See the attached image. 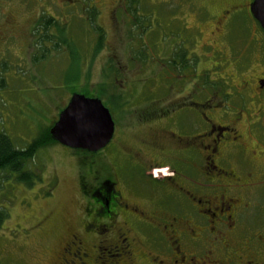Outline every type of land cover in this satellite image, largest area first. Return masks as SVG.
<instances>
[{"label": "rangeland", "instance_id": "obj_1", "mask_svg": "<svg viewBox=\"0 0 264 264\" xmlns=\"http://www.w3.org/2000/svg\"><path fill=\"white\" fill-rule=\"evenodd\" d=\"M130 2L0 0V132L16 148H26L41 131L50 129L72 94L94 97L106 62L112 61L119 72L114 75L119 100L106 102V96L102 100L114 122L113 139L103 151L89 154L52 144L29 162L31 187L13 176L1 185L0 200L5 201L8 216L0 225V264H57L70 233L83 232L86 210L80 189L91 181L92 173L113 175L125 167L128 153L148 157V146L159 149L157 160L174 162L180 155L174 156L176 147L164 131L185 129L189 140L191 128L196 125L198 130V116L189 113V101L218 123L231 125L236 120L245 155L250 156L251 149L264 155V146L251 131V123L264 125V102L256 104L249 98L254 95L240 85L248 81L253 89V79L264 74V36L245 11L233 19L228 13L231 22L225 23L224 12L239 2L139 0L140 19L149 27L140 41L133 39L139 24H133ZM88 5L104 33L97 52L96 35L87 22ZM44 18L64 28L68 48H55L56 37H61L55 29L45 32L54 36L53 41H40L44 32L38 25ZM141 45L149 54L142 65L134 58ZM182 48L188 69L175 72L169 60ZM73 50L81 60L74 83L67 79L73 70L69 63ZM223 111L229 115L221 118ZM256 134L264 143V135ZM165 149L172 153L168 158ZM234 157L229 160L237 168ZM236 171L241 176L242 170ZM242 195L252 202L248 225H264V187ZM84 241L88 244L87 237Z\"/></svg>", "mask_w": 264, "mask_h": 264}, {"label": "flooded vegetation", "instance_id": "obj_2", "mask_svg": "<svg viewBox=\"0 0 264 264\" xmlns=\"http://www.w3.org/2000/svg\"><path fill=\"white\" fill-rule=\"evenodd\" d=\"M233 1L239 3L224 12L226 24L242 11L250 15L252 0ZM241 84L252 101L264 102V74L253 79V89L248 81ZM188 104L198 130L188 126L189 140L185 129L164 131L176 147L174 156L180 155L174 162L157 160L159 149L148 146V157L128 153L125 167L113 175L92 173L80 189L83 232L70 233L57 264H264V225H248L252 202L242 195L264 187L263 152L251 149L246 156L236 120L221 124ZM228 115L221 112V118ZM251 131L262 148L256 131L264 135V125L251 123Z\"/></svg>", "mask_w": 264, "mask_h": 264}, {"label": "trees", "instance_id": "obj_3", "mask_svg": "<svg viewBox=\"0 0 264 264\" xmlns=\"http://www.w3.org/2000/svg\"><path fill=\"white\" fill-rule=\"evenodd\" d=\"M133 2H130L129 5L133 6L132 11L130 13L132 14L133 24L138 26L137 32L138 34L133 35V39L135 40H141L145 32L148 31L149 27L145 26L148 22H143L140 18L142 15H140L141 12H139L140 8V2L135 4L134 0H130ZM132 3V4H131ZM92 5L87 6L86 13L88 14L87 22L89 27L94 31L96 37H95V47L94 50L99 51L102 48V43L104 40V33L102 29L97 26L94 22L95 18V10L91 8ZM129 7V6H128ZM131 10V8H130ZM42 28V31L44 34H42L40 38V41H53L54 36L51 34H46L48 30L55 29L57 32L61 35L60 38L57 39L56 37V43L55 48H59L60 45H64L66 48H68V40L64 36V28L59 25V22L56 20L49 18V19H43L42 22L38 25V28ZM77 53L73 50L69 53V63L71 68L73 69L71 74L68 75L67 79L69 82L74 83L77 81L80 77V70L78 69L77 64L81 62V60L78 62V56ZM134 58H136V61L140 63L141 65L144 64V62L149 59V54H147L145 50V46L141 45L140 49L137 50L134 53ZM187 56L185 55V52L182 48L178 49V51L175 52L174 56L169 60V64L171 67L174 68L175 72L186 70L188 69V63L186 61ZM114 63L112 61L106 62V65L103 69V75L104 78L99 86V89L97 90L96 94L93 96L95 98L102 100L103 96H106L107 100L106 102H115L119 100V93L117 92V95L114 93L116 89V78L115 74L119 73L114 71ZM73 91L76 90H72ZM111 91L112 93L108 95V92ZM81 92V91H80ZM83 93H87L86 91ZM88 94V93H87ZM104 105V104H103ZM42 133L33 140L26 148L18 149L14 146L13 142L9 139L7 135H5L3 132H0V187L4 182H7V179L10 177L17 178V181L25 184L28 187H31L33 184V174L29 170V162L34 158L36 152L42 148L48 147L52 144H57L50 138L49 135V129H44L41 131ZM6 181H5V180ZM5 201L0 200V225L6 220L7 213L6 209L3 207V203Z\"/></svg>", "mask_w": 264, "mask_h": 264}, {"label": "water", "instance_id": "obj_4", "mask_svg": "<svg viewBox=\"0 0 264 264\" xmlns=\"http://www.w3.org/2000/svg\"><path fill=\"white\" fill-rule=\"evenodd\" d=\"M249 12L264 33V0H252ZM49 135L61 146L96 154L111 142L114 122L100 99L72 94L49 129Z\"/></svg>", "mask_w": 264, "mask_h": 264}]
</instances>
